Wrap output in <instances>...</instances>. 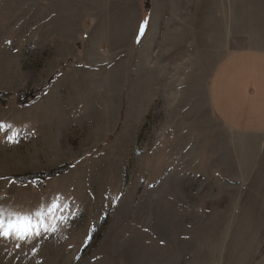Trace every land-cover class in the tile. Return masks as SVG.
<instances>
[{"label":"rangeland","instance_id":"374dc122","mask_svg":"<svg viewBox=\"0 0 264 264\" xmlns=\"http://www.w3.org/2000/svg\"><path fill=\"white\" fill-rule=\"evenodd\" d=\"M131 12L179 24L175 100L108 89L102 69L52 77L70 57L101 61L94 45ZM242 51H264V0H0V206L41 213L39 237L0 239V264H264V132L226 128L207 101ZM20 91L36 99L18 105Z\"/></svg>","mask_w":264,"mask_h":264},{"label":"crops","instance_id":"0c3cea01","mask_svg":"<svg viewBox=\"0 0 264 264\" xmlns=\"http://www.w3.org/2000/svg\"><path fill=\"white\" fill-rule=\"evenodd\" d=\"M133 14L136 13L131 12L127 18L117 15L121 20H118L116 26L121 28H108L106 37L94 45L98 55L102 54L101 61L78 62L70 57L57 66L59 68L52 77L60 78L67 74V64L77 65L80 69L92 68L90 70L93 71L102 69L105 72L101 75L108 79V89L114 88L117 83L124 84L125 81L123 90L128 93L138 84L145 86L144 93L150 94L151 99L175 100L178 91V42L182 39L177 26L179 24L171 22L167 14L165 23L159 27L152 17L148 19L143 14L133 22ZM112 15L114 12L108 18L111 19ZM183 26L185 25L180 26L182 31L183 28L186 31V26ZM96 36L85 35V46H89L88 41L94 43ZM184 36L186 40L180 44L182 49L185 53L193 51V33L191 32L190 42ZM154 49L158 51L153 53ZM144 93L142 92L143 95ZM207 101L214 116L226 128L263 133L264 51H242L223 59L215 67L207 84Z\"/></svg>","mask_w":264,"mask_h":264},{"label":"snow or ice","instance_id":"6c2138e0","mask_svg":"<svg viewBox=\"0 0 264 264\" xmlns=\"http://www.w3.org/2000/svg\"><path fill=\"white\" fill-rule=\"evenodd\" d=\"M5 127L0 124V129ZM8 127H11L10 125ZM15 182V181H13ZM41 213L37 212V221L34 223L30 215L12 212L3 206H0V239L28 241L41 235L39 217ZM47 231V228L44 229Z\"/></svg>","mask_w":264,"mask_h":264},{"label":"trees","instance_id":"16d2710c","mask_svg":"<svg viewBox=\"0 0 264 264\" xmlns=\"http://www.w3.org/2000/svg\"><path fill=\"white\" fill-rule=\"evenodd\" d=\"M147 11H149V8H147ZM12 97L13 94L0 91V105L6 107L9 104V101ZM15 97L18 105L25 106L32 103L36 99V93L35 91L32 92L20 91L16 94ZM72 166L73 164L69 163L57 167L46 173L43 172V173L27 174L21 176H12V180L15 181L17 184L23 186L28 185L30 183H34L39 180L46 181L48 179H53L66 174L71 169Z\"/></svg>","mask_w":264,"mask_h":264}]
</instances>
